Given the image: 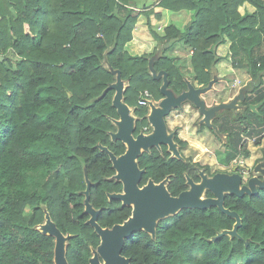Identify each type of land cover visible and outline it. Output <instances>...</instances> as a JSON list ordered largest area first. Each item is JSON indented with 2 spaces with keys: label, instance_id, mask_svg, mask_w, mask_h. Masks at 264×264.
Returning a JSON list of instances; mask_svg holds the SVG:
<instances>
[{
  "label": "trees",
  "instance_id": "1",
  "mask_svg": "<svg viewBox=\"0 0 264 264\" xmlns=\"http://www.w3.org/2000/svg\"><path fill=\"white\" fill-rule=\"evenodd\" d=\"M156 6L190 12L188 22L182 29L170 24L161 34L154 31L158 48L147 57V70L130 76L123 54L139 16L154 14L149 7L139 8L137 0H0V264H54V237L37 228L46 215L71 235L67 263L88 264L100 239L86 223L87 181L102 228L130 217L131 207L107 197L120 193L122 184L98 147L116 156L126 150L110 137L117 130L112 120L119 118L110 88L117 73L126 82L123 102L136 116L133 134L150 133L149 108L138 105L140 94L163 98L160 72L175 97L189 85L208 88L218 80L217 49L229 41L232 67L249 79L240 86L239 109L213 116L217 132L210 130L223 140L219 162L228 166L244 151V137L264 133V0H158ZM177 42L192 49L188 79L167 53ZM9 50L18 60L6 57ZM204 127L200 122L198 130ZM173 141L182 159L166 145L138 156L140 187L168 177L167 191L177 196L188 189L186 176L198 183L199 171L218 173L184 157L187 143L177 134ZM224 207L241 219L237 236L221 235L235 220L217 207L185 208L160 219L154 237L130 235L121 254L130 264H264V187L242 197L225 194Z\"/></svg>",
  "mask_w": 264,
  "mask_h": 264
},
{
  "label": "water",
  "instance_id": "2",
  "mask_svg": "<svg viewBox=\"0 0 264 264\" xmlns=\"http://www.w3.org/2000/svg\"><path fill=\"white\" fill-rule=\"evenodd\" d=\"M158 77H162L160 92L163 98L157 105L150 104L147 121L152 131L149 134H145L142 131L137 135L133 134L135 120L130 114L129 106L123 102L125 87L119 73H117L115 83L110 86L114 90L112 106L116 109L119 117L117 120H112L117 130L110 133V137L112 141H121L125 145L126 150L116 156L107 147L101 145L98 147L108 155L115 170L113 177L122 184L120 193H111L107 197L109 200H118L123 205L131 207V215L121 224H115L111 228H102L97 223L99 211L95 210L89 203L90 183L86 182L87 186L83 192L85 196L84 213L89 215L86 223L94 229L100 239L99 245L89 259V264H130L129 259L121 254L124 240L138 231H144L154 237L155 227L160 219L174 215L185 208L207 209L209 207H217L219 211L235 220L232 229L222 231L221 235L237 236L241 219L235 211H230L224 207L225 194H234L242 197L244 194H255L257 187H264V178L260 179L258 176H252L247 179L246 183H243L242 176L238 172L231 174L216 173L212 177H208L203 171H199L200 182L198 183L186 176L188 189L180 192L177 196H172L167 191L166 183L169 181L168 177L159 183L148 180L145 185L139 186L144 170L138 167L136 160L142 152L148 151L151 147L160 150L161 145H166L172 157L182 159L178 146L173 141V134H168L165 124V117L172 108L180 106L184 101H190L203 115L204 124L209 126L210 119L217 111L231 107L236 109L238 107L237 100H239V95L228 105L221 104L206 109L205 102L200 95L205 93L207 88L197 89L189 85L187 91L175 97L167 89L166 74L160 72ZM257 107L258 105L250 106L252 111H255ZM254 172H259L264 176V161L255 165ZM206 191H209L212 197L201 196ZM38 230L54 237L53 263L68 264L65 256L66 243L71 235L61 233L49 215H46L44 224L40 225Z\"/></svg>",
  "mask_w": 264,
  "mask_h": 264
},
{
  "label": "crops",
  "instance_id": "3",
  "mask_svg": "<svg viewBox=\"0 0 264 264\" xmlns=\"http://www.w3.org/2000/svg\"><path fill=\"white\" fill-rule=\"evenodd\" d=\"M155 3L156 2L154 1V4L149 7V9L153 10L154 14L150 15L148 20L144 15L139 16L136 26L132 32V40L126 45L124 51V60H127L128 68L131 74L139 75L147 70V57L158 48L157 41L153 37L154 31L158 34H161L160 32H162L164 28L170 24L182 29L188 22L190 12L181 11L178 13H172L157 7ZM248 10L252 11L253 8L248 7ZM241 11H243V9H241ZM155 15H160L161 17L157 19ZM182 45L183 44L177 42L173 44L172 48H183ZM229 46L230 42L227 41L218 47L217 53L221 57L216 65L218 80L213 82L211 86L207 88L206 92L200 95L201 99L205 102L206 109H210L221 104H230L234 99H236V97H238L241 89V87H238L235 84V80L238 79L243 84H245L249 79L247 73L244 71H242L243 79L241 80L237 78L236 75L240 72L236 71L240 70H236L232 67ZM172 58L180 69L182 68L186 70L184 76L186 79H188L191 75V67L187 65L188 54L181 52L178 55H173ZM197 118H200V122L204 124L203 115L190 101H184L180 106L172 108L170 113L165 117V124L168 134H177L183 142L187 143L181 152L184 157L191 159L192 162H201V160H204L206 156H209V154L205 152L209 147V144H207L206 140H209L208 142H210L211 139H207V137H205V133L202 132L201 134L198 132L196 126L193 125V122H195ZM213 118L214 117L212 116L209 126L204 124L205 127L203 131H208V129L212 128L217 130V127L213 126L212 124ZM263 139L264 133L256 139L244 137L243 140L245 142V148L242 153L244 154V157H247L246 159L251 161L254 159V157L259 156L257 148L258 145H260V149L263 148ZM252 143L254 144L252 145ZM222 144L223 140L220 136V142L218 143L219 147H214L213 158L209 159L208 164L211 166L215 164L217 167H222L224 169L227 167L226 164L219 162V158L217 157V152H222ZM253 151H255V154L252 153ZM234 172L238 171L234 169L232 173ZM218 173L224 172L221 171Z\"/></svg>",
  "mask_w": 264,
  "mask_h": 264
},
{
  "label": "rangeland",
  "instance_id": "4",
  "mask_svg": "<svg viewBox=\"0 0 264 264\" xmlns=\"http://www.w3.org/2000/svg\"><path fill=\"white\" fill-rule=\"evenodd\" d=\"M154 1L157 3V1L158 0H137V3H138V7L139 8H142V7H144V6H147V7H150L151 5H153L154 4ZM155 3V4H156ZM160 33H162V32H160ZM173 47V46H172ZM170 48V49H168L167 50V53L170 55L171 54V56H175V55H178V54H180L181 52L182 53H185V54H188V59H187V65L188 66H190V57H191V54L192 53H190V51H192V49L191 48H189V47H184L183 45H182V47L183 48H178V49H173V48ZM126 48V47H125ZM9 57V58H11L12 60H18V56H16V55H14L13 53H12V51L11 50H9L7 53H6V57ZM123 56H124V54H123ZM126 59V58H125ZM125 61V63H126V66H127V71H128V74L130 75V76H137V75H135V74H131V72L129 71V68H128V62H127V60H124ZM174 64L176 65V63H175V61H174ZM178 66V65H177ZM186 66V65H185ZM191 67V66H190ZM235 69V68H234ZM237 70V69H236ZM238 70H240V69H238ZM181 71H182V73L184 74L185 73V71L186 70H184V69H182L181 68ZM242 71L243 70H240V71H236V72H240V73H237V78H239V79H243V73H242ZM140 75V74H139ZM124 87L126 88V82H124ZM124 88V89H125ZM151 101L155 104V105H157L158 104V102L160 101H158V102H156V101H154V100H152L151 99ZM130 108V110H131V112H130V114H131V116L134 118V120H136V116L134 115V113H133V107H129ZM199 124H200V118L198 119H196L195 120V122H193V125H195L196 126V128H197V130H198V128H199ZM115 125V124H114ZM204 129V128H203ZM203 129L201 130V131H199L198 130V132H200L201 134H202V132H204L205 133V137H207V139H209V138H211L210 139V142H208L209 140H206V142H207V144H209V147L207 148V150L205 151L206 153H208L209 154V156H206V158L204 159V160H201V162H199V163H201L202 165H206V166H209L210 168H211V172H213V171H218V172H221V171H223L224 173H230V172H232L234 169L236 170V171H238L240 174L241 173H243V174H241L242 175V177H243V183H246L247 182V179L249 178V177H251L252 175L254 176H258L260 179H262L263 178V175H261V174H259V173H257V174H255L254 173V170H253V168H254V166L256 165V164H261L263 161H262V156H263V151H264V146H263V148H261L260 149V145H258V148H257V151L259 152V156H256V157H254V159L253 160H251V161H249L248 159H246L247 157H244V154L243 153H241L236 159H235V161L234 162H231L230 163V165H228L227 167H225L224 169L222 168V167H217L215 164L214 165H209L208 164V162H209V159H211V158H213V153H214V151H213V149H214V147L215 146H217V147H219L218 146V143L220 142V138H217L216 137V133H214L213 131H211L210 129H208V131L207 130H204L203 131ZM206 129V128H205ZM215 132H217L216 130H214ZM220 136V135H219ZM252 142V141H251ZM263 145H264V139H263ZM254 143H252V145H253ZM253 154H255V151H253L252 152ZM239 165H241V169H239ZM207 175V174H206ZM208 176V175H207ZM209 177V176H208ZM205 194L204 193H202V195L201 196H204ZM45 221V220H44ZM42 224H44V222H42V223H40L38 226H37V228H39L40 227V225H42ZM95 250H93V252H94Z\"/></svg>",
  "mask_w": 264,
  "mask_h": 264
},
{
  "label": "built area",
  "instance_id": "5",
  "mask_svg": "<svg viewBox=\"0 0 264 264\" xmlns=\"http://www.w3.org/2000/svg\"><path fill=\"white\" fill-rule=\"evenodd\" d=\"M159 30H161V29H159ZM190 53H192V51H190ZM235 84L238 86V87H240L241 85H242V82L240 81V80H235ZM137 103H138V105H145V106H148V108L150 109V104H154L152 101H151V99H150V94H149V92L147 91V90H144L141 94H140V96H139V98H138V100H137ZM236 109H239V107H237ZM233 161H235V160H233ZM242 167H241V165H239V169H241ZM253 170H254V168H253ZM255 174H257V173H259V172H254ZM241 174H243V173H241ZM240 174V175H241ZM260 174V173H259ZM242 176V175H241ZM253 176V175H252ZM251 176V177H252ZM255 176V175H254ZM250 178V177H249ZM263 178H264V176H263ZM242 180H243V177H242Z\"/></svg>",
  "mask_w": 264,
  "mask_h": 264
},
{
  "label": "flooded vegetation",
  "instance_id": "6",
  "mask_svg": "<svg viewBox=\"0 0 264 264\" xmlns=\"http://www.w3.org/2000/svg\"><path fill=\"white\" fill-rule=\"evenodd\" d=\"M145 130V129H144ZM144 133V131H142ZM232 172H230L229 174H231ZM205 196V195H204ZM96 250V249H95ZM92 254H93V250H92ZM92 256V255H91ZM91 258V257H90ZM89 258V259H90ZM88 264H89V260H88Z\"/></svg>",
  "mask_w": 264,
  "mask_h": 264
}]
</instances>
